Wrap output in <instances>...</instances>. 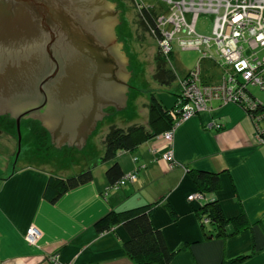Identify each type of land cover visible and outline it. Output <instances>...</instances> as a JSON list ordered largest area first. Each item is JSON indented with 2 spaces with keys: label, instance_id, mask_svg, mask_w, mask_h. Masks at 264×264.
<instances>
[{
  "label": "crops",
  "instance_id": "1",
  "mask_svg": "<svg viewBox=\"0 0 264 264\" xmlns=\"http://www.w3.org/2000/svg\"><path fill=\"white\" fill-rule=\"evenodd\" d=\"M252 92L264 101V92ZM172 98L170 94L165 98L170 108ZM145 120L149 122L147 112L144 119L113 123L126 126ZM253 121L242 106L214 101L210 111L181 122L170 145L153 138L133 152L121 151L115 159L99 162L105 152L102 145L77 171L20 165L18 140L0 126V264H50L46 257L52 251L66 264H136L125 251L128 233L123 225L99 232L95 223L110 210L152 202H158L152 208L153 224L163 231L169 248L187 244L169 264H220L246 252L254 255L243 264H264V145ZM209 122L222 127L207 128ZM260 126L264 135L263 121ZM169 146L178 161L175 167L160 157ZM35 154L34 159L45 160L40 152ZM114 162L120 164L125 180L110 187L106 172ZM184 165L222 172V188L213 196L227 217L245 212L252 227L228 239H205L194 212L204 201L189 200L197 187ZM87 168H92V181L68 191L55 204L45 199L50 176L67 177ZM165 204L179 219L170 215ZM30 225L42 232L39 246L25 240Z\"/></svg>",
  "mask_w": 264,
  "mask_h": 264
},
{
  "label": "water",
  "instance_id": "2",
  "mask_svg": "<svg viewBox=\"0 0 264 264\" xmlns=\"http://www.w3.org/2000/svg\"><path fill=\"white\" fill-rule=\"evenodd\" d=\"M118 0H0V111L41 119L53 144L84 147L128 109L134 67ZM133 87V86H132ZM21 117V116H20Z\"/></svg>",
  "mask_w": 264,
  "mask_h": 264
},
{
  "label": "rangeland",
  "instance_id": "3",
  "mask_svg": "<svg viewBox=\"0 0 264 264\" xmlns=\"http://www.w3.org/2000/svg\"><path fill=\"white\" fill-rule=\"evenodd\" d=\"M118 1L122 2L119 6L123 10L120 12L123 22H121V25L117 24L114 30L116 34L119 35V39L124 41L125 51H127V55L130 56V65L134 67L135 70V72H133L134 76L129 77L133 82L130 83L131 86L128 87V89H131L127 99V107L130 110L124 108L116 111L113 115L104 116L103 124L98 125L97 131L89 133L88 138L91 137L89 138L88 145L87 138L84 147L76 146L72 143L69 144L68 142L64 144L59 143V146L53 144L50 138V130L42 123L39 117L32 115H19L17 120L19 138L21 137V140H19L15 116L10 115L9 110L0 111L1 129L7 133L10 132L14 138L18 140L16 156L20 153L19 160L17 159L20 165L26 162L32 165H36L37 163L42 166L46 165L47 169H52L51 167L53 166L60 169L61 166H64L66 168L72 167L74 171H77L82 165L85 166L86 162L91 160L88 158L90 153L94 156L98 149L104 145L105 137L110 128L119 126L113 123L114 121H121L128 118L144 119L146 112L149 118V105L153 101L152 96H155V98L165 108H168L171 113H175L177 105L188 100L189 104H194V107L190 105V108L187 109V118L182 119L172 128L173 137H171V141L166 140L165 131L153 137L166 140L170 145L174 140L176 129L181 122L183 123L207 110L210 111L211 103L217 101H213V99L216 98L214 95L217 94V84L223 81L228 68L231 66L225 63L221 64L220 60L217 61L219 57L217 50L220 48L221 44L229 45L231 42L230 45L234 44L237 49L241 48L243 53L252 52L251 47L257 45L253 51H255L261 61L264 60V45L261 44V40L257 39V36L264 37V0H260L263 6H253L252 9L249 10L250 13H254L256 16L250 18L248 17L249 15L245 16L244 13L242 14V19L239 21L236 20L235 22L234 20L237 17L236 13H234L235 7L231 5L228 6L226 0ZM232 1L236 2V0ZM246 1L248 2L250 0ZM143 5L153 6L156 9V24H153L155 26L141 19V8ZM261 17L262 19H260ZM194 23L195 26H193ZM195 38H205L208 40V43L205 39H202V41H206V43L201 44L199 49H197V47H185L183 45V39L194 40ZM164 40L167 45L170 46L169 48L165 46ZM227 41H229L228 44ZM159 54L165 59V64L171 67L177 75V80L170 86L162 85L154 78ZM262 68H264V66H262ZM179 83L181 85L185 84L187 88L181 89ZM178 86L179 89L176 90ZM191 86L192 88L190 89ZM196 88L200 90V92L196 91ZM207 88L210 89L208 90V95L202 98ZM251 89L260 92L257 86H252ZM169 94L173 95L172 99L174 101L173 107L171 108L168 106L169 103H166L165 100ZM206 102L209 103V106L204 108L203 104H206ZM250 118L253 120L252 117ZM262 121L264 122V119L260 122ZM146 122L145 120V122L142 123L137 122L119 127H128L138 123L147 125L148 122ZM260 122L258 121V123ZM213 123L215 122H209L206 127L212 128L214 126ZM211 124L212 126H210ZM216 124L217 129L222 127L218 126L220 124L219 122ZM258 125L260 124H255V127L257 128ZM261 139L262 141L260 140V142L264 145V135L261 136ZM36 152H40L45 160L39 162L37 159H34L33 156L37 155L35 154ZM102 156L98 158L99 162H107L101 160ZM160 157L169 162L171 167L178 165L172 146L165 149V152H163ZM184 167L190 175L191 167L187 165H184ZM220 174H222V172H220ZM129 177H131L132 180H136V177L133 175ZM124 180L125 176H123L121 182ZM200 195L201 193L197 189L194 193L189 194L188 198L189 200L197 201L202 199L203 196L200 197ZM157 203L158 202H155L153 207ZM196 209L194 212L197 215ZM177 219H179V217ZM30 230L36 232L33 234L35 235L34 237L29 236ZM41 235L42 232L39 228L30 225L25 232V240L31 246H39ZM46 258L49 260L50 264H66L57 260L59 259V253L57 251L50 252ZM67 264H71V262Z\"/></svg>",
  "mask_w": 264,
  "mask_h": 264
},
{
  "label": "trees",
  "instance_id": "4",
  "mask_svg": "<svg viewBox=\"0 0 264 264\" xmlns=\"http://www.w3.org/2000/svg\"><path fill=\"white\" fill-rule=\"evenodd\" d=\"M141 10V19L144 22L150 25L156 24V9L153 6L143 5ZM154 78L162 85L167 86L172 85L177 80L175 71L165 64V59L161 54L157 57ZM179 85L181 84L179 83ZM182 88L183 85H181ZM252 94L255 95L253 92ZM152 99L153 101L149 105L150 112L147 125L134 124L128 127L113 126L110 128L104 140L105 152L101 160L111 161L121 151H135L144 141L164 131L166 132L178 124L179 120L174 117L168 108H165L155 96H152ZM261 105V110L264 111V101L262 100ZM177 107L180 108L181 105L179 104ZM106 174L110 187L119 185L124 176L118 162H114L107 169ZM190 175L201 193V197L203 196L204 204L196 209V216L205 239H228L252 227L251 221L245 212L227 217L222 204L213 196L222 188L220 172L191 167ZM92 179L91 168L69 177L52 175L45 187L44 197L49 203L55 204L65 193L92 181ZM154 203L127 210H110L95 223L99 232L110 230L117 225H123L128 233L124 248L127 255L136 264H169L184 247H187V245H181L175 250L169 248L163 231L153 224L152 207ZM165 207H167L170 215L176 219L177 214L171 206L165 204ZM252 255H254V252L242 253L222 260L220 264H243Z\"/></svg>",
  "mask_w": 264,
  "mask_h": 264
},
{
  "label": "built area",
  "instance_id": "5",
  "mask_svg": "<svg viewBox=\"0 0 264 264\" xmlns=\"http://www.w3.org/2000/svg\"><path fill=\"white\" fill-rule=\"evenodd\" d=\"M225 1V0H224ZM228 6H233L235 7V12L236 13V20L242 19V14L245 13L246 15H249L248 17L252 18L256 16L254 13H250V9H252L253 6H263L260 2V0H226ZM263 8V7H260ZM233 18V17H232ZM262 19V17L260 18ZM245 21V20H244ZM195 26V23L193 24ZM264 34V33H263ZM202 39L205 38H195L190 39V40H185L183 39L182 41L184 42L185 47H197L199 49L200 45L203 43H208V40L205 39L206 41H202ZM257 39L261 40V44L264 45V37L263 36H257ZM165 41V40H164ZM229 41H227L228 44ZM169 48L170 46L167 45L166 41L164 42ZM222 45L220 48L217 50V53L219 54V60L221 64H226V65H231L228 68L227 73L225 74L223 81L221 83L217 84V94L214 95L216 97L214 100L220 101V102H225V103H236L244 108V110L247 112V114L253 118L255 121V124H260L261 120L264 119V111L262 109L261 105V100L257 98L255 95L252 94L251 87L252 86H257L262 92H264V60H260V58L256 55L255 47L257 45L252 46V52L249 53H243L241 48L237 49L236 46L230 45ZM223 53V55H222ZM196 84V83H194ZM193 84V87H194ZM185 84L183 85V88L185 89ZM187 88V87H186ZM192 86L190 87V89ZM196 91L200 92V90L195 89ZM208 89L205 93H203V97L205 98L208 95ZM181 107H177L175 110V113L173 112L172 114L176 119L181 121L184 118H187V109L190 108V105L194 107V104L191 103L189 104V100L186 102H183L180 104ZM209 106V103L206 102V104H203L204 108H207ZM213 127H217L216 123H213ZM212 126V124L210 125ZM219 127L221 126L220 124L218 125ZM263 128L258 125L257 127V137L263 136L262 131ZM165 137H167L166 140L171 141L173 137V129H169L166 131ZM262 141V139H260ZM166 158V157H165ZM167 159V158H166ZM201 197V195H200ZM36 232H32L30 230L29 236L34 237ZM57 264V263H56Z\"/></svg>",
  "mask_w": 264,
  "mask_h": 264
},
{
  "label": "bare ground",
  "instance_id": "6",
  "mask_svg": "<svg viewBox=\"0 0 264 264\" xmlns=\"http://www.w3.org/2000/svg\"><path fill=\"white\" fill-rule=\"evenodd\" d=\"M172 28H173V27H172ZM217 61H219V58H217ZM176 96H177V95H176ZM258 139H259V141H260V139H261V138H260V137H258ZM107 162H108V161H107Z\"/></svg>",
  "mask_w": 264,
  "mask_h": 264
}]
</instances>
